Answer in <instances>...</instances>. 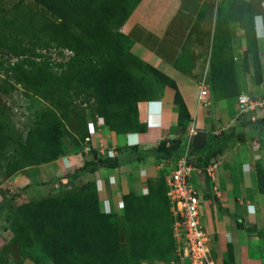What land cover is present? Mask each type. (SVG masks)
<instances>
[{"label":"trees","instance_id":"1","mask_svg":"<svg viewBox=\"0 0 264 264\" xmlns=\"http://www.w3.org/2000/svg\"><path fill=\"white\" fill-rule=\"evenodd\" d=\"M33 1L39 9L10 10L8 16L0 15V70L4 67L22 75L35 92L49 101L50 107L41 112L36 125L19 144L16 155L6 163L8 176L65 155L63 118L69 116L70 107L79 97L80 104L93 106L86 120L99 116L115 132H144L146 125L137 119L136 104L155 99L168 86L174 90L178 126L183 131L186 129L191 116L176 81L134 55L130 50L132 40L120 30L140 0ZM258 12L247 0H229L226 7L219 9L211 43L209 78L214 100L239 94L229 20L238 22L245 39V70L249 72L252 66L253 82L258 84L262 80L254 27ZM19 35L27 37V45ZM52 48H66L72 54L65 61H57L47 54ZM4 80L9 81L7 77ZM256 123L264 124V117ZM183 149L180 139L162 140L155 148L142 149L134 155L138 160L152 155L156 160L174 163ZM221 150V145L209 143L200 155L194 153V159L190 152L189 155L196 165L207 167L208 159ZM89 153L92 157L72 173L54 179L55 184L65 180L66 189L15 208L9 230L11 241L18 246L24 260L30 259L35 264L169 263L175 257V239L166 194L167 172L161 171L157 177L148 179L146 193L123 194V212H106L100 207L95 180L81 186L74 181L82 173L93 174L100 167L118 166L119 160L98 156L93 149ZM255 172L258 191L264 195L261 159L255 161ZM205 183L211 186L207 175ZM57 186L60 189L58 183ZM233 217L238 227H246L241 217ZM122 225L126 233L124 244L120 237ZM246 229L252 228L247 225ZM225 252L222 264H235L231 245ZM0 262L10 264L3 259Z\"/></svg>","mask_w":264,"mask_h":264},{"label":"crops","instance_id":"2","mask_svg":"<svg viewBox=\"0 0 264 264\" xmlns=\"http://www.w3.org/2000/svg\"><path fill=\"white\" fill-rule=\"evenodd\" d=\"M247 1L259 10L254 27L262 68L260 83L253 82L252 66L249 72L245 70L246 43L238 22L229 20L228 31L239 94L253 91L257 96L248 112H241L237 96L214 100L210 94L205 105L198 104V79L204 72L209 82L215 20L227 0L138 2L120 30L132 40L130 50L134 55L176 81L191 120L184 131L178 126L174 90L168 86L155 99L136 104L137 119L146 125L144 132L118 133L101 117H89L86 136L89 150L84 149L82 158L89 160L92 157L89 151L93 149L98 156L117 158L119 165L100 167L93 174L81 176L95 180L102 210L123 212V194L146 193L147 180L161 171L167 172L173 164V160H156L152 155L138 160L134 153L155 148L162 140L180 139L183 148L191 149L194 159V153L204 151L209 143L221 145V152L207 161L212 176L205 175L209 176L211 186L205 183V167H200L203 174L193 177L202 194L201 217L211 236V249L222 260L231 245L235 264H264V195L258 191L255 172L257 159L264 166V124L256 123L264 117V0ZM191 127L196 130L193 135L188 133ZM78 158V155L63 156L60 167L59 159L28 166L11 178L25 186L36 182L38 172L48 173L53 169L51 166H56L57 171L64 168L66 172L74 164L81 166L76 165ZM233 215L241 217L246 227H238ZM247 225L252 229H246ZM255 228L260 230L255 232ZM25 264L35 263L25 259Z\"/></svg>","mask_w":264,"mask_h":264},{"label":"rangeland","instance_id":"3","mask_svg":"<svg viewBox=\"0 0 264 264\" xmlns=\"http://www.w3.org/2000/svg\"><path fill=\"white\" fill-rule=\"evenodd\" d=\"M228 2L229 0H227L226 4ZM30 8L39 9L40 7L33 0H0V15L6 14L8 16L10 10L21 11L22 9ZM19 36L23 39L22 43L26 44L28 42L25 35ZM47 54L51 56V59L57 61L67 60V56L59 54L55 48L47 51ZM2 57L4 56L2 55ZM54 70L56 71L57 69L53 68ZM57 73L59 72L56 71ZM6 77L9 79L8 82L4 80ZM0 86V134L2 138V147L0 148V162L2 163L0 168V259L10 264H25L18 246L11 241L12 232L9 230L15 208L27 201L43 199L50 193H58L66 189L68 183L65 180H61L55 184L54 175L56 173L58 174H56L57 177L68 175L77 166L74 164L75 167L73 166L71 171L68 172L64 168H61V171H57L56 166H51L53 169L55 167V170L51 168L45 174H39L38 172L36 182L32 181L25 186H21L18 180L14 181L10 175H7L6 169H8V166H6V163L16 155L19 144L25 140L28 131L36 125L41 112L48 109L50 105L49 101L43 99L34 91L33 85L23 80L22 75L7 71L4 67L0 70ZM242 86L244 87L245 85L243 84ZM248 94L252 99L257 97L253 91L248 92ZM80 102V97L76 98L70 107L69 116L63 118L62 141L65 148V155L63 156L72 157L73 155H78L79 160L76 162V165H82L85 160L82 158V154L86 147V136L89 129L86 118L93 108V106L88 108L85 104H80ZM63 156L58 158L59 162L55 160L57 165L61 164L60 158ZM90 180L92 179L89 176H80L74 182L76 185L81 186ZM57 183L60 185V189L57 188ZM120 237L121 243L124 244L126 242V233L123 225L120 227ZM225 254L226 252H224L222 259ZM212 255L216 257L218 254L212 251ZM0 264L4 263L0 262ZM143 264L172 263L144 261Z\"/></svg>","mask_w":264,"mask_h":264},{"label":"built area","instance_id":"4","mask_svg":"<svg viewBox=\"0 0 264 264\" xmlns=\"http://www.w3.org/2000/svg\"><path fill=\"white\" fill-rule=\"evenodd\" d=\"M56 50L61 51L67 58L72 54L66 48ZM198 88V104L205 105L210 91L204 72L198 79ZM237 100L241 112H248L255 104V100L244 93L239 94ZM195 132L194 127L188 131L189 135ZM86 150L89 149L85 147ZM207 172L212 176L211 166L207 167ZM197 173H201V170L191 160L186 147L165 174L175 239V257L170 261L172 264H222V260L212 255L211 236L201 217L202 194L193 181Z\"/></svg>","mask_w":264,"mask_h":264},{"label":"clouds","instance_id":"5","mask_svg":"<svg viewBox=\"0 0 264 264\" xmlns=\"http://www.w3.org/2000/svg\"><path fill=\"white\" fill-rule=\"evenodd\" d=\"M62 55V54H61ZM68 59V58H67ZM209 83V82H208ZM209 91H210V89H209ZM241 94V93H240ZM244 94H246V93H244ZM239 95V94H238ZM237 95V96H238ZM249 95V94H248ZM210 96V95H209ZM254 100V99H253ZM97 117H99V116H97ZM101 118H103V117H101ZM104 119V118H103ZM87 124H90V123H88V119H87ZM188 148V147H187ZM185 149V148H184ZM183 149V150H184ZM189 149V152H190V148H188ZM195 164V163H194ZM196 165V164H195ZM197 166V165H196ZM198 167V166H197ZM208 167V166H207ZM207 167H205V169H204V171H206V173H204V175L205 174H207V175H209V176H211L208 172H207ZM201 171H202V169L200 168V167H198ZM202 173V172H201ZM203 174V173H202ZM122 204H123V202H122ZM124 208V207H123ZM110 211V210H109ZM109 211H106V212H109ZM117 213H120V212H117Z\"/></svg>","mask_w":264,"mask_h":264}]
</instances>
